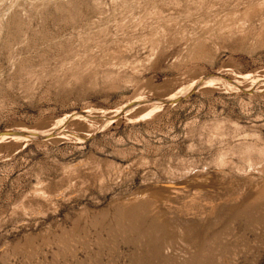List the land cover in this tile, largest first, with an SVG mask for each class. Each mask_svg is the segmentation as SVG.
<instances>
[{
  "label": "rangeland",
  "instance_id": "obj_1",
  "mask_svg": "<svg viewBox=\"0 0 264 264\" xmlns=\"http://www.w3.org/2000/svg\"><path fill=\"white\" fill-rule=\"evenodd\" d=\"M0 264H264V0H0Z\"/></svg>",
  "mask_w": 264,
  "mask_h": 264
},
{
  "label": "water",
  "instance_id": "obj_2",
  "mask_svg": "<svg viewBox=\"0 0 264 264\" xmlns=\"http://www.w3.org/2000/svg\"><path fill=\"white\" fill-rule=\"evenodd\" d=\"M2 134H8V132L2 133ZM9 134H10V132H9Z\"/></svg>",
  "mask_w": 264,
  "mask_h": 264
}]
</instances>
